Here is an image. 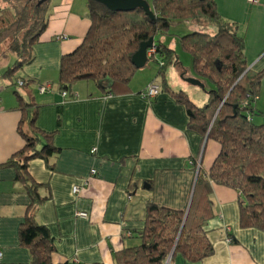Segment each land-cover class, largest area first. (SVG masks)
<instances>
[{
    "label": "crops",
    "instance_id": "0c3cea01",
    "mask_svg": "<svg viewBox=\"0 0 264 264\" xmlns=\"http://www.w3.org/2000/svg\"><path fill=\"white\" fill-rule=\"evenodd\" d=\"M214 2L223 18L238 24L248 69L263 74L256 103L263 114L264 4ZM86 14V0H51L48 25L33 47V61L14 75L31 80L28 89L39 106L35 127L53 133L51 142L58 149L47 161L26 162L27 175L43 200L34 219L54 241L50 264H116V253L140 244L137 233L144 226L146 203L186 211L196 164L208 172L219 150L216 143L203 141L188 129L186 108L174 97L183 92L197 106L206 101L205 96L198 104L193 97L195 89H207L203 80V88L184 80L196 78L186 58L182 62L178 57L179 64L166 70V85L153 99L142 93L156 77L155 66L138 70L125 93L104 95L91 81H82L62 96L55 81L60 57L81 43L90 26ZM58 36L67 39L56 40ZM163 44L175 52L179 47L177 42L173 47ZM156 56L151 57L154 62ZM1 75L0 264H31L28 248L18 239L31 198L16 179L24 158L19 154L25 144L20 132L30 127L20 124L17 100L12 90H6L10 81ZM46 85L50 89L40 94L38 88ZM40 137L38 150L44 144ZM9 161L14 166H7ZM74 187L79 188L78 194H73ZM209 197L213 215L202 228L213 247L212 255L192 263L177 254L169 264H264V232L240 227L239 194L212 186ZM78 212L87 213V218H77Z\"/></svg>",
    "mask_w": 264,
    "mask_h": 264
},
{
    "label": "trees",
    "instance_id": "16d2710c",
    "mask_svg": "<svg viewBox=\"0 0 264 264\" xmlns=\"http://www.w3.org/2000/svg\"><path fill=\"white\" fill-rule=\"evenodd\" d=\"M50 1L39 4L37 0H0V45L6 43L5 51L17 58L1 78L9 80L13 88L22 117L20 124L26 122L30 127L28 132H20L25 144L19 154L24 158L17 167L16 179L24 184L31 198L28 213L18 228L19 242L28 248L31 264H50L55 247L48 229L34 219L43 200L27 175L26 162L36 158L47 161L58 149L51 142L53 133L40 132L35 127L39 106L28 89L31 80L14 75L33 61V47L48 25ZM148 5L153 20L141 9L112 12L86 0L90 26L81 43L60 57L57 84L60 92H67L78 82L91 81L104 95L125 93L138 71L131 63L133 54L140 43L153 38L155 54L160 59L152 82L156 81L161 90L166 85V70L179 63L176 52L155 38L166 34L171 20L197 24L200 29L180 37L178 44L191 58L195 79L214 87L206 92L202 106L183 92L174 93V97L186 108L188 129L197 132L203 141L206 138L216 143L217 156L208 172L196 164L192 198L186 211L148 201L144 226L137 233L140 244L115 255L116 264H164L173 251L170 263L177 254L196 263L213 253L202 228L213 215L209 197L212 186L239 194L241 228L264 232V124L253 122V116L261 115L256 103L263 74L248 69L245 42L237 35L238 25L219 16L214 0H152ZM40 136L44 144L38 150ZM6 165L14 166V162Z\"/></svg>",
    "mask_w": 264,
    "mask_h": 264
},
{
    "label": "rangeland",
    "instance_id": "374dc122",
    "mask_svg": "<svg viewBox=\"0 0 264 264\" xmlns=\"http://www.w3.org/2000/svg\"><path fill=\"white\" fill-rule=\"evenodd\" d=\"M148 4H151L152 0H145ZM216 11L217 13L219 14V16L222 17V15L219 13V10H218V7L216 6ZM223 18V17H222ZM225 21L227 22H230L228 21L227 19L223 18ZM230 23H234V22H230ZM238 25V24H237ZM199 28L197 26V24H190V23H185L183 21H180V20H171L170 21V28L168 29V31L166 32V34L164 35H161V42H165L167 43L166 45H169L170 47H173L175 42L178 43L180 37L188 34L189 32L192 31V29H197ZM200 29V28H199ZM202 29V28H201ZM205 29V27L203 28ZM238 30H239V26H238ZM238 33V32H237ZM239 36V34H237ZM240 37V36H239ZM157 40H159V37H157ZM6 46L7 44L6 43H3L0 45V73H3L7 68H9L13 63L14 61L17 59L15 55H13L12 53L10 52H6L5 49H6ZM178 47V46H177ZM173 49V48H172ZM4 54V55H2ZM176 55H177V58L180 57L182 62H184V59L186 58V63L188 66H191V58L190 56L184 52L180 46L177 48L176 50ZM158 57V58H157ZM157 60L160 59L159 55L156 56ZM155 58H153L152 60L150 59H147V63L146 65L144 66V68H154L155 67H158V64L156 62H154ZM179 61V62H180ZM173 66V65H172ZM142 68V69H144ZM141 69V70H142ZM195 75V74H194ZM179 78H181L179 76ZM57 81V80H55ZM207 89L205 91H202L200 89H195L196 93L195 95L193 96L195 101L200 104L202 99L205 98L206 96V92L210 89H212L214 86L207 82ZM8 92H10V90H13V88H7L6 89ZM200 98V99H199ZM204 105V104H203ZM253 122L255 124H264V112L263 114L261 115H257V116H253Z\"/></svg>",
    "mask_w": 264,
    "mask_h": 264
},
{
    "label": "water",
    "instance_id": "95a60500",
    "mask_svg": "<svg viewBox=\"0 0 264 264\" xmlns=\"http://www.w3.org/2000/svg\"><path fill=\"white\" fill-rule=\"evenodd\" d=\"M39 4L46 2L47 0H37ZM112 12L129 13L136 9L144 11L145 15L153 20L154 15L150 10L148 3L145 0H93ZM153 47V38H150L147 42L140 43L138 50L133 54L131 58L132 65L140 70L144 68L147 63V50ZM186 83L192 86H198L203 88L201 82L197 79L187 78L184 79ZM206 140V138H205ZM173 251L170 253L168 260L171 258Z\"/></svg>",
    "mask_w": 264,
    "mask_h": 264
},
{
    "label": "built area",
    "instance_id": "2783aa9c",
    "mask_svg": "<svg viewBox=\"0 0 264 264\" xmlns=\"http://www.w3.org/2000/svg\"><path fill=\"white\" fill-rule=\"evenodd\" d=\"M248 2L251 3V4H254V5H258L260 3H263L264 4V0H248ZM65 39H67L66 36H58V37H56V40H65ZM146 55H147V59L153 57L155 55V48L152 47L151 49L147 50ZM17 85L18 86H21L22 85V82L20 80H18L17 81ZM49 89H50V86H48V85H46V86H40L38 88V91H39L40 94H44ZM159 92H160V88H159L158 83L151 82V83H149L146 86L144 92L142 93V96L144 98H147V99H153V98H155L159 94ZM62 96L63 97L67 96V93L66 92H62ZM94 152H95V150H93L91 153H94ZM91 174L94 175L95 174V171L92 170L91 171ZM72 192H73V194H78L79 193V188L74 187L73 190H72ZM87 216H88L87 213H83V212L76 213V217L77 218H80V219H86ZM226 231H229V229L227 228ZM226 242L227 243L228 242H231V240L229 238H226ZM0 256H1V254H0ZM170 259L168 260V258H167L166 261L164 262V264H169L170 263Z\"/></svg>",
    "mask_w": 264,
    "mask_h": 264
}]
</instances>
